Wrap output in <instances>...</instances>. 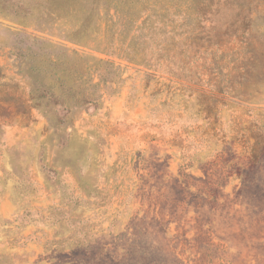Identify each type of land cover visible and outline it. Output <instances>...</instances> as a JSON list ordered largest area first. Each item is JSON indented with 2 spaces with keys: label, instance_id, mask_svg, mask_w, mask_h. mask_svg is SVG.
Returning a JSON list of instances; mask_svg holds the SVG:
<instances>
[{
  "label": "rangeland",
  "instance_id": "obj_1",
  "mask_svg": "<svg viewBox=\"0 0 264 264\" xmlns=\"http://www.w3.org/2000/svg\"><path fill=\"white\" fill-rule=\"evenodd\" d=\"M36 1L0 0V162L34 189L38 159L55 195L31 264H264V87L240 100L201 63L132 62L123 25L111 49L78 43Z\"/></svg>",
  "mask_w": 264,
  "mask_h": 264
},
{
  "label": "trees",
  "instance_id": "obj_2",
  "mask_svg": "<svg viewBox=\"0 0 264 264\" xmlns=\"http://www.w3.org/2000/svg\"><path fill=\"white\" fill-rule=\"evenodd\" d=\"M149 1L37 0L36 14L45 21H35L48 26L72 18L74 29L66 36L103 50L116 46L121 34L117 27L123 25L128 38L123 54L132 62L161 60L171 73L182 72L178 77L183 78L189 75L183 73L185 67L200 78L195 69L201 63L214 92L246 101L263 93L264 0H153L152 5ZM100 4L107 14L114 9L111 23L103 21ZM258 145L259 141L253 146L255 160Z\"/></svg>",
  "mask_w": 264,
  "mask_h": 264
},
{
  "label": "crops",
  "instance_id": "obj_3",
  "mask_svg": "<svg viewBox=\"0 0 264 264\" xmlns=\"http://www.w3.org/2000/svg\"><path fill=\"white\" fill-rule=\"evenodd\" d=\"M15 166L13 159L0 162V247L14 255L9 264H31L38 261L50 237L49 223L34 217V212L49 205L55 195L39 170L38 159L31 164L34 189L25 187L26 180Z\"/></svg>",
  "mask_w": 264,
  "mask_h": 264
}]
</instances>
